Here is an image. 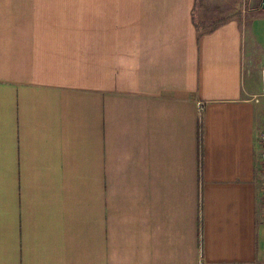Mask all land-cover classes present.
I'll use <instances>...</instances> for the list:
<instances>
[{
	"label": "crops",
	"instance_id": "crops-1",
	"mask_svg": "<svg viewBox=\"0 0 264 264\" xmlns=\"http://www.w3.org/2000/svg\"><path fill=\"white\" fill-rule=\"evenodd\" d=\"M205 2L0 0V264H264L263 0Z\"/></svg>",
	"mask_w": 264,
	"mask_h": 264
},
{
	"label": "rangeland",
	"instance_id": "rangeland-1",
	"mask_svg": "<svg viewBox=\"0 0 264 264\" xmlns=\"http://www.w3.org/2000/svg\"><path fill=\"white\" fill-rule=\"evenodd\" d=\"M205 8H197L195 21L201 30H207L225 18H237L241 25L249 27L258 16L251 10L249 0H204ZM202 2V0H200ZM260 11V10H259Z\"/></svg>",
	"mask_w": 264,
	"mask_h": 264
},
{
	"label": "built area",
	"instance_id": "built-area-1",
	"mask_svg": "<svg viewBox=\"0 0 264 264\" xmlns=\"http://www.w3.org/2000/svg\"><path fill=\"white\" fill-rule=\"evenodd\" d=\"M262 76V90L255 96V99L258 103L262 105L263 108V126L259 132V141H260V152H259V163L262 173V189L261 194L264 202V67L261 70ZM200 108H203V105H200Z\"/></svg>",
	"mask_w": 264,
	"mask_h": 264
},
{
	"label": "water",
	"instance_id": "water-1",
	"mask_svg": "<svg viewBox=\"0 0 264 264\" xmlns=\"http://www.w3.org/2000/svg\"><path fill=\"white\" fill-rule=\"evenodd\" d=\"M261 7L264 8V0H263V2H262V4H261Z\"/></svg>",
	"mask_w": 264,
	"mask_h": 264
}]
</instances>
